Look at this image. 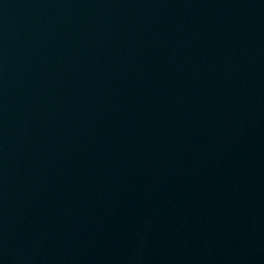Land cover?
<instances>
[{
	"label": "water",
	"instance_id": "1",
	"mask_svg": "<svg viewBox=\"0 0 264 264\" xmlns=\"http://www.w3.org/2000/svg\"><path fill=\"white\" fill-rule=\"evenodd\" d=\"M0 264H264V0H0Z\"/></svg>",
	"mask_w": 264,
	"mask_h": 264
}]
</instances>
